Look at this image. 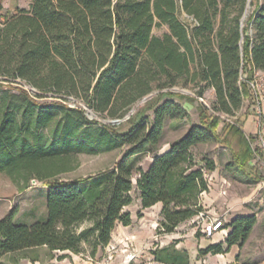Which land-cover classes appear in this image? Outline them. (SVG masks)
<instances>
[{
    "label": "trees",
    "instance_id": "trees-1",
    "mask_svg": "<svg viewBox=\"0 0 264 264\" xmlns=\"http://www.w3.org/2000/svg\"><path fill=\"white\" fill-rule=\"evenodd\" d=\"M248 5L250 14L243 21ZM160 26L167 31L154 35ZM246 65L251 73H264V0H32L29 9H17L0 27V77L81 98L109 118L124 117L144 96L157 93L126 120L125 132L90 119L82 108L66 104L67 98L40 103L23 87L15 88L23 96H4L0 173L20 184L21 191L32 179L47 187V216L30 225L15 223L12 210L0 219V259L11 258L0 264H19L17 257L29 258L25 253L40 247L81 254L87 245L95 257L111 242L117 224H131L124 208L132 203L135 172L141 208L162 204L157 234L173 233L206 211L201 195L209 190L207 173L216 165L213 159L196 161L192 148L218 143L229 150L231 164L244 171L254 154L249 141L256 138H247L238 123L219 134V119L201 111L199 125L160 151L165 121L186 116L175 98L187 96L168 88L191 83L198 87V96L212 88L214 111L234 116L248 96L240 82ZM1 81L7 80L0 79V86ZM54 108L63 112V124L48 142L40 129L53 122ZM144 110H152L153 117L144 116ZM81 127L86 130L80 133ZM123 143L129 146L111 168L83 178L51 180L75 169V153L112 151ZM145 154L151 155L147 170L137 166ZM255 223L254 214L234 217L224 242L202 253L241 248ZM153 256L164 264H189L187 252L175 248H160ZM236 258L237 264H255Z\"/></svg>",
    "mask_w": 264,
    "mask_h": 264
},
{
    "label": "rangeland",
    "instance_id": "rangeland-1",
    "mask_svg": "<svg viewBox=\"0 0 264 264\" xmlns=\"http://www.w3.org/2000/svg\"><path fill=\"white\" fill-rule=\"evenodd\" d=\"M250 10L251 7L248 5L242 18L243 21L247 20ZM15 12L16 10L13 12H5L3 15H0V27H3L4 22ZM181 17L186 18L187 15L183 12ZM243 24L244 23H242V25ZM165 31H167L166 26H160L155 27L152 32L154 35L160 36ZM250 74V67L246 65V67L241 70V76L242 78H245V76H249ZM0 79L7 80L1 81L3 85L0 86V102L3 100L4 96H23L20 91L15 89L17 87H23L31 96L34 97L35 100H37V102L40 103L56 102L63 98H67L65 101L66 104L73 108H82L87 112L90 119H96L100 122L121 119L120 123L112 124L116 125L117 130L120 132H125L128 129L129 124L126 120L129 119L132 114L140 110L147 101L142 102L139 100L136 102L132 109L128 112L130 113L128 117H126L127 113L122 118H109L88 108L84 100L81 98H74L73 96H66L63 94L59 95L52 91L41 92L18 78L7 79V77H0ZM203 84L204 83L201 85ZM168 89L172 92H177L187 96V98H175V101L185 108L186 116H182L175 120L167 119L165 121L163 135L159 144L160 151L169 149L170 144L182 138L192 125H199V115L201 111H205V115L211 117L212 119H219L216 129L219 134H223L226 129L233 124H242V118L245 113H253L251 109L252 104L248 102V98H244L241 107L236 112V118L232 119L229 118L223 111H214L216 107V96L214 89L212 88H206L202 96H198V87L191 83L186 85H175ZM152 93H154L153 96H155L157 91ZM46 108L47 107H45L44 110H46ZM51 111L55 113L53 122L40 129V133L42 134L44 141L48 140V142L52 140L53 137L59 135L63 124V112L58 108H54ZM143 113L144 116H148L150 119L153 117L152 110H144ZM85 130L86 128L81 127L80 133ZM248 137L250 136H247V138ZM249 142L252 150L254 151L252 160L254 159L257 163L264 162V157L259 152L260 149L258 148V142L256 143L255 140H250ZM128 146L129 145L127 143H123L119 148L112 151L90 154L75 153L72 157V162L76 166L75 169L66 173L58 174L51 180H71L83 178L111 168L120 160ZM191 152L196 161H201L203 158L214 160L216 168L220 169V173L222 172L224 177L219 185V192L220 195L226 199L227 197L231 199L235 196L245 195L246 192L249 193L251 191L250 189L254 187L255 184L253 182H246L244 179H246L245 174L250 172L253 173V168H255L257 164L253 166L248 164V167H246L244 171H239L231 164L232 158L229 150L218 143L199 144L192 148ZM257 156H259L258 159ZM140 158L141 160L137 166L141 167L143 170H147L151 163V155L145 154ZM210 174V172L207 173L208 183L211 180ZM136 178H138L137 172L134 173L132 179L133 189L130 192L132 196V203L125 207L124 211L131 214L134 225L141 227L146 224L148 228H150L149 235H145L140 238L133 234H125L120 231L121 228L118 224L113 231L112 241L110 244L113 249H111V251H98L96 257H91L89 255V247L87 245H83V252L81 254H75L67 250L49 251L46 247H40L25 253L29 258L36 256L38 258L36 262L30 261L29 258L17 257L19 259V264H97L98 261L103 262L109 256L112 259L109 260L108 264H163L157 262L153 256V252L160 248H169L170 250L175 248L177 250L187 252L190 262L189 264H224L218 260L220 256L217 254L210 252L202 253V250H204L203 248L219 235L212 238H206L201 231L202 223L196 216L179 224L173 233L157 234L156 228L161 217L157 212L156 207L149 209L141 208L139 191L135 185ZM20 186V184L14 182L6 174L0 173V219L8 215L12 210L16 211V215L14 217L15 223L30 225L36 221H41L46 218L47 187L42 185L41 182L36 179L30 180L29 187L23 191H21ZM223 189H226V194L221 193ZM238 192H242V194L239 195ZM254 202L256 201L253 198L251 200V204H255ZM205 210L206 214L211 217H222L226 227V222L231 221L233 216L232 214L235 213L233 210L228 211L226 200H223L221 204L215 205L209 209L205 208ZM260 220L261 221H259V224L252 235L241 248V254L244 259H252L255 258V256H261L264 251V249H262V245H260L263 240L262 234L264 229L262 230V224L264 215H261ZM84 225H87V223ZM227 229L230 230V227H227ZM223 236L225 237V234ZM18 256H22V254L19 253ZM127 256L133 257L129 263L125 262ZM10 259V257H2L0 259V263H9Z\"/></svg>",
    "mask_w": 264,
    "mask_h": 264
},
{
    "label": "crops",
    "instance_id": "crops-1",
    "mask_svg": "<svg viewBox=\"0 0 264 264\" xmlns=\"http://www.w3.org/2000/svg\"><path fill=\"white\" fill-rule=\"evenodd\" d=\"M31 2L32 0H0V15H3L5 12H13L17 9H29ZM246 99L248 100V102L252 104V101L248 96L246 97ZM242 121H243L242 128H243L245 135L254 136L256 138L255 142L257 143L258 142V139H257L258 129L254 122L253 113H245V115L242 118ZM263 134H264V129H263ZM248 164L250 166L257 164L256 167H258V168L256 167L253 168V173L250 172V173L245 174L246 179H244V181L250 182V183L253 182L255 184L254 187L250 189L251 191L249 193L246 192L245 195H240L242 194V192H238L240 196H235L231 199H229L228 197L226 199L225 197L221 196L219 192V185L221 183V180L224 179V177H223L222 172L220 173V169L216 168L214 171L210 172L211 180L209 181V190L201 195V202L205 208L209 209L215 205L221 204L223 200H226L227 205H228V211L233 210L235 212L234 214H232L233 215L232 219L238 215L247 216V215L254 214L256 216V223L250 234L251 236L254 230L256 229V227L258 226L259 221H261L260 220L261 215H264V162L257 163L253 159L252 161H249ZM253 198L256 201L254 202L255 204H251V200ZM154 207H156L157 212L160 215L162 204L157 203L149 208H154ZM149 208H146V209H149ZM226 223L228 225L230 221ZM119 225L121 228L120 231L125 234H133L140 238L144 237L145 235L150 234V228H148L146 224L145 226H141V227L134 225L132 216H131L130 225L128 226H123L121 224ZM263 229H264V220L262 224V230ZM228 232L225 234V237L223 236L224 235L223 233L214 234L212 237H215L216 235H219V236L215 238L213 241L211 240L207 246L212 245V244H218L220 242H224ZM262 235H263L262 237L263 240L261 241L260 245H262V249H264V231ZM207 246L204 247L203 249L207 248ZM241 248L238 245H233L228 252L223 253V254H217L218 256H220L218 260L224 264H237L238 261H237L236 256L239 255V260L242 262H254L255 264H264V251L261 254V256H255V258H252V259H244L241 254Z\"/></svg>",
    "mask_w": 264,
    "mask_h": 264
},
{
    "label": "built area",
    "instance_id": "built-area-1",
    "mask_svg": "<svg viewBox=\"0 0 264 264\" xmlns=\"http://www.w3.org/2000/svg\"><path fill=\"white\" fill-rule=\"evenodd\" d=\"M240 82H243L246 86L248 97L252 101V112L254 115V122L258 129L257 139L258 148L260 149V154L264 157V73L261 71L253 70L249 76L245 78L240 77ZM234 116H229V118L235 119ZM259 156H257V159ZM222 194H226V189L221 191ZM202 223L201 231L206 238H211L216 233H227V227L222 217H211L206 214V211L199 213L197 216ZM112 241V239H111ZM111 242L102 250L99 251H111L113 249L110 246ZM96 257V256H95ZM112 258L109 256L105 261H98L97 264H108L109 260ZM133 259L132 256H127L125 262L129 263Z\"/></svg>",
    "mask_w": 264,
    "mask_h": 264
},
{
    "label": "water",
    "instance_id": "water-1",
    "mask_svg": "<svg viewBox=\"0 0 264 264\" xmlns=\"http://www.w3.org/2000/svg\"><path fill=\"white\" fill-rule=\"evenodd\" d=\"M181 92H184V91H181ZM153 94H154V93H150V94L144 96V97L141 99V101H142V102H145V101L148 100L151 96H153ZM129 115H130V113H128V114L126 115V117H128ZM104 122H106V123H111V124H116V123H120V122H121V119L106 120V121H104Z\"/></svg>",
    "mask_w": 264,
    "mask_h": 264
}]
</instances>
